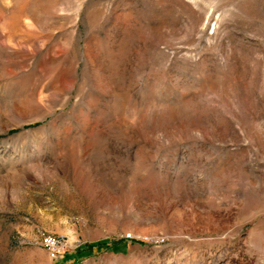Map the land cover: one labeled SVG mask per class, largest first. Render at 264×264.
Wrapping results in <instances>:
<instances>
[{
    "label": "rangeland",
    "instance_id": "1",
    "mask_svg": "<svg viewBox=\"0 0 264 264\" xmlns=\"http://www.w3.org/2000/svg\"><path fill=\"white\" fill-rule=\"evenodd\" d=\"M0 264H264V0H0Z\"/></svg>",
    "mask_w": 264,
    "mask_h": 264
},
{
    "label": "built area",
    "instance_id": "2",
    "mask_svg": "<svg viewBox=\"0 0 264 264\" xmlns=\"http://www.w3.org/2000/svg\"><path fill=\"white\" fill-rule=\"evenodd\" d=\"M41 244L50 259L57 260L63 256V244L57 238L47 235L42 238Z\"/></svg>",
    "mask_w": 264,
    "mask_h": 264
}]
</instances>
